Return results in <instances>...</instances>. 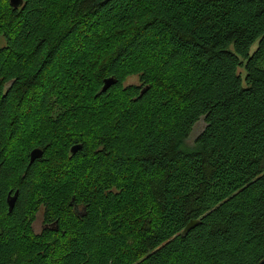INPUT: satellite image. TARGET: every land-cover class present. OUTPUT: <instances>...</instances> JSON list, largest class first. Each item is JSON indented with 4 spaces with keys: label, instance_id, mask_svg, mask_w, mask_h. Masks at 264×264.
Listing matches in <instances>:
<instances>
[{
    "label": "trees",
    "instance_id": "16d2710c",
    "mask_svg": "<svg viewBox=\"0 0 264 264\" xmlns=\"http://www.w3.org/2000/svg\"><path fill=\"white\" fill-rule=\"evenodd\" d=\"M55 1L0 0V264H257L264 0ZM59 134L81 150L56 164ZM35 183L56 230L31 229Z\"/></svg>",
    "mask_w": 264,
    "mask_h": 264
},
{
    "label": "rangeland",
    "instance_id": "374dc122",
    "mask_svg": "<svg viewBox=\"0 0 264 264\" xmlns=\"http://www.w3.org/2000/svg\"><path fill=\"white\" fill-rule=\"evenodd\" d=\"M8 2H9V0H8ZM61 2V0H57V1H55L54 3H60ZM64 19H65V17H61V18H58V13H56V14H54V21H53V26H57L58 24H60V23H62L63 21H64ZM4 42L0 39V46L3 44ZM90 51H93L92 50V48L90 49V50H88V52H90ZM240 71V70H239ZM242 72V71H241ZM138 84H140V81H139V79H138V76L137 75H131V76H128L125 80H124V82H123V86H128V85H138ZM49 114V120H51L52 121V124L51 125H55V121H56V115H58V114H62V112H59V111H57L55 108H53V110L50 112V113H48ZM65 114V113H64ZM73 116H75L74 115V113H73ZM64 117H67V118H64V120L61 122L63 125H66L67 123H70L71 122V120L70 121H68L67 122V120H69V117H70V115L68 114V116H64ZM73 121H75V122H71V123H76V121L77 120H73ZM203 127H204V123H203V121L202 120H200V121H198L195 125H194V127H193V130H192V132H191V134H190V136L188 137V139H187V141H186V143L188 144V145H191L192 143H193V141H194V139H195V137L200 133V131H202V129H203ZM67 128V127H66ZM55 129H57V128H55ZM68 129V128H67ZM58 133H62V131H58ZM63 134V133H62ZM38 138V137H37ZM87 138V137H86ZM14 141V140H13ZM15 142V141H14ZM54 142H55V145H54V147L52 148V150H51V153H52V156H50V158H51V161L53 162L54 161V163H58L59 161L60 162H63L64 160H66V159H64V158H67L68 157V155H71L70 154V152L68 151V152H66L65 150H64V148H66L65 147V144H66V138L65 137H63L61 134H59L58 136H56V138H54ZM9 143V142H8ZM35 186H34V188H33V190H32V194L30 195V197H29V201H28V207L30 208V207H32L34 204H37L38 205V214H37V216L39 217V214L42 212V203H43V201H42V199H44V198H46L45 196L44 197H42V195L40 196L39 195V191L37 190V183H35L34 184ZM75 190H72L71 192H74ZM76 192V191H75ZM57 203V202H56ZM124 206H125V204L121 207V209L122 208H124ZM117 207H118V204H117V206H116V209H115V211L114 212H117L118 210H117ZM133 212V216L134 215H136V216H142V213H145V212H141V211H139V210H133L132 211ZM139 213H141V214H139ZM40 225L38 224V222H37V219H36V221L35 222H32V225H31V229H32V231L33 232H38V231H40Z\"/></svg>",
    "mask_w": 264,
    "mask_h": 264
},
{
    "label": "flooded vegetation",
    "instance_id": "af4514ba",
    "mask_svg": "<svg viewBox=\"0 0 264 264\" xmlns=\"http://www.w3.org/2000/svg\"><path fill=\"white\" fill-rule=\"evenodd\" d=\"M35 148H37V147H35ZM69 152H70V149H69ZM28 158H29V154H28ZM18 185H20V182H19V178L17 175L10 178L7 182L8 189L6 188L7 190L5 191V194H4V199H5L4 201H5V204L7 206L8 211H9V205H8L9 201L12 200V198L14 197L13 198L14 199L13 205L16 202L18 192H19ZM70 204H72V203H70ZM71 208L75 212L76 215H80L81 211L84 210V205H82L81 203L75 202L71 205ZM37 214H38V211L35 214V219L33 220V222H35L37 219V222L41 228H40V231L34 232V233H39V232H42L43 230H56L57 229L56 220H53V221H46L45 220L44 209H42V212L39 214V217L37 216Z\"/></svg>",
    "mask_w": 264,
    "mask_h": 264
},
{
    "label": "water",
    "instance_id": "95a60500",
    "mask_svg": "<svg viewBox=\"0 0 264 264\" xmlns=\"http://www.w3.org/2000/svg\"><path fill=\"white\" fill-rule=\"evenodd\" d=\"M9 5L14 8V9H18L19 7H21L23 5V0H9ZM116 83V79L113 77H108L103 79L102 82V87H101V92H106L111 86H113ZM146 89L142 90L140 95H142L145 92ZM79 150H81V144H74L70 147V154H75L76 152H78ZM42 150L40 148H33L31 149V151L29 152V161L33 162L35 159H39L42 157ZM14 198V197H13ZM12 198V200L9 201V211L12 209L13 207V201L14 199ZM197 220H191L187 223V225L185 226V228L182 231V235H185L190 229H192L196 224H197ZM257 264H264V257L262 259H260L258 261Z\"/></svg>",
    "mask_w": 264,
    "mask_h": 264
},
{
    "label": "bare ground",
    "instance_id": "6f19581e",
    "mask_svg": "<svg viewBox=\"0 0 264 264\" xmlns=\"http://www.w3.org/2000/svg\"><path fill=\"white\" fill-rule=\"evenodd\" d=\"M14 206V205H13Z\"/></svg>",
    "mask_w": 264,
    "mask_h": 264
}]
</instances>
